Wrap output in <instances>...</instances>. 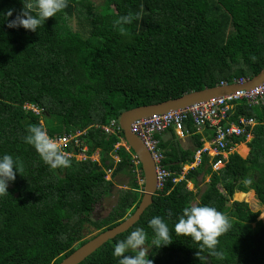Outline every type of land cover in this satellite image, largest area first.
<instances>
[{
	"label": "trees",
	"instance_id": "obj_1",
	"mask_svg": "<svg viewBox=\"0 0 264 264\" xmlns=\"http://www.w3.org/2000/svg\"><path fill=\"white\" fill-rule=\"evenodd\" d=\"M67 3L32 32L8 26L22 12L23 0H0V156L19 157L24 167L10 182L9 194L0 195V264H60L136 211L144 182L139 183L124 146L118 149L120 161L114 160L116 144L125 139L122 129L107 133L103 128L124 111L250 80L264 68V0H109L111 5L102 8L94 0ZM128 13L139 18L131 25L114 24ZM227 105L225 125L239 123L240 117L258 122L245 129L254 136L247 143L249 155L233 151L223 159L203 152L199 165L175 183L183 164L195 161L215 130L198 131L187 121L186 147L173 129L158 135L163 163L172 172L165 187L133 227L79 264H118L112 255L117 241L142 227L150 243L148 221L156 215L168 224L173 242L150 247L154 264H264V210L234 200L237 192H253L264 207V102L234 99ZM41 124L53 138L83 130L63 150H83L88 158L70 157L71 167L51 169L24 140L31 126ZM245 140L246 134L232 136L226 150ZM97 151L99 160L89 158ZM218 160L225 165L214 170ZM108 169L113 177L131 176L128 188L113 191ZM116 192L110 211L93 219L94 205ZM193 204L211 205L229 218L232 228L217 246L223 260L208 256L201 262L198 243L175 233L183 208ZM89 225L99 233L86 238Z\"/></svg>",
	"mask_w": 264,
	"mask_h": 264
},
{
	"label": "clouds",
	"instance_id": "obj_2",
	"mask_svg": "<svg viewBox=\"0 0 264 264\" xmlns=\"http://www.w3.org/2000/svg\"><path fill=\"white\" fill-rule=\"evenodd\" d=\"M23 4H24V8L22 12L16 17L15 20L9 22L8 26L10 28L23 27L24 29L30 30L32 32H37V30H39L41 26H44L48 18L57 17L58 13H62L63 10H65L68 7L67 0H36L35 5L31 2H26V0H23ZM6 15L11 16L12 11L9 10ZM138 18H139L138 15L133 16L131 13H128L127 15L120 16L118 19H116L114 21V24L117 26L131 25ZM253 59H255V57H253ZM261 104L262 103L256 105H261ZM29 108L35 110L36 112H39L38 108H34L32 106H29ZM242 118L245 117H240L239 123ZM249 119H253V123L247 126H251V128L255 127L258 123L257 120L254 118H249ZM117 122L118 125L120 126L119 119L117 120ZM27 132L28 134L24 137L25 142L35 148V150L40 155L43 162L46 165H48L51 169L71 167L72 161L70 157H76L79 160H84L88 158V155L83 150L78 154H68L67 152H65L63 148L67 144L61 141V139L64 136L55 137V138L51 137L42 124L31 126L27 130ZM83 133H84L83 130L81 131L79 130L77 131L76 134H71L68 135L67 137L71 136L72 137L71 141L74 140L77 142V140L80 139L79 136H82ZM245 134H246V140L243 143L247 145V143L251 141L254 136L252 134V131H248V132L245 131V133H243L242 135ZM123 141L124 140L122 139V142ZM229 142L230 139L228 143ZM208 143H210V141H205L203 146H207ZM121 144H122L121 146H124L126 150L130 152L131 157L133 155H137L131 149L130 146L127 149L126 146L128 144L127 142L126 144L125 143H121ZM241 144L242 143L237 144L235 148L231 149L230 151L226 150L228 146L227 145L225 150L221 151V153L218 155H222L223 159H226L228 158L231 152L237 151L236 149L237 146ZM206 152L211 156H218L214 154L213 148L210 151L206 150L205 153ZM98 153L99 152L97 151L96 153L90 155L89 158H93L97 160L96 156L98 155ZM113 155H114L113 156L114 160L116 162H119L116 160L115 152L113 153ZM118 156L121 159L119 153ZM196 162L197 161L195 156V161L192 164L190 163L183 164L182 172L184 168L188 172L190 169L197 167L199 164L197 165ZM224 165H225L224 160H218L213 165V169L214 170L221 169L222 167H224ZM23 172H24V167L19 157L14 158L10 154H4L0 156V195L9 194L8 188L10 182H14L16 180L17 173L23 175ZM181 175L180 177H177V179H179L178 181L182 180L185 176V175L183 176ZM116 178L117 177H113L112 169H108L106 171V179L113 183V187H112L113 189H115L114 182ZM189 184L192 183L190 182ZM122 188L125 189L126 186H123ZM115 191L118 192L120 190L115 189ZM140 191L144 195V188H142ZM158 191L160 190L157 189L156 194ZM262 218H264V216H262ZM148 227L151 229L153 234V238L151 239L150 243L148 239V233L142 227L136 228L135 230L131 231L126 238L117 241L114 250L112 252V255L118 258V264H154V261L149 258L150 247L151 249L153 247L160 248L163 246L170 245L173 242L171 240L169 226L165 222L163 217L159 215L153 216L148 221ZM231 228H232V224L229 218L224 213L219 211L217 208L211 205H196V204L184 207L182 210V214L179 216L178 221L174 225V231L176 234L190 237L194 242L198 243L197 249L199 251L196 252V256L201 262L206 261L208 259V256L216 257L219 260L224 259V252L218 250L217 246L219 245L220 242L219 238L223 234L229 232ZM205 252H207L208 254L207 256L204 255Z\"/></svg>",
	"mask_w": 264,
	"mask_h": 264
},
{
	"label": "built area",
	"instance_id": "obj_3",
	"mask_svg": "<svg viewBox=\"0 0 264 264\" xmlns=\"http://www.w3.org/2000/svg\"><path fill=\"white\" fill-rule=\"evenodd\" d=\"M246 81L247 80L245 79H239L234 84H244ZM226 84L228 83H221V85ZM234 99H246L250 104L254 105L264 102V82L251 89L241 88L232 94L211 99L203 103L193 104L183 109L141 118L132 124V131L143 141L155 161L158 190L161 191L165 187L168 179L172 175V172L163 164L165 155L161 150L162 148H160V139H158V135L173 129L178 137L180 136L184 138L186 137L185 125H187V121L189 120L193 122V125L198 131H203L206 128L214 129L215 137L210 140V143H208L209 146H203L197 151L196 163L198 165L201 162L203 152L206 150L210 151L213 148L214 154H220L221 151L225 150L228 141L232 136L242 135L246 131V126L253 123V119L246 118H242L240 123L232 121H230L228 125L223 123L229 116L227 102ZM103 128L107 133L121 130L117 120H112L109 125H106ZM71 138V136H64L61 141L68 144L71 141ZM121 143L123 142L117 143L114 150L117 161H120L117 152L122 145ZM132 162L136 166L140 165L137 155L132 156ZM186 172L187 170L184 168L181 176L185 175ZM138 180L140 184L144 182V179L141 177H138ZM178 180L179 179L177 178L174 179L175 182Z\"/></svg>",
	"mask_w": 264,
	"mask_h": 264
},
{
	"label": "water",
	"instance_id": "obj_4",
	"mask_svg": "<svg viewBox=\"0 0 264 264\" xmlns=\"http://www.w3.org/2000/svg\"><path fill=\"white\" fill-rule=\"evenodd\" d=\"M261 82H264V68L258 75L244 84L216 85L199 91H191L181 97L169 99L161 103L139 106L124 111L119 117V123L122 131L124 132L126 142L137 154L144 173V195L141 203L136 211L122 223L100 233L95 238L74 251L70 256L66 257L60 264L81 263L103 244L133 227L140 220L146 209L153 204V199L157 191L156 164L149 149L132 131L131 126L135 121L141 118L183 109L193 104L203 103L211 99L226 96L234 93L240 88H253Z\"/></svg>",
	"mask_w": 264,
	"mask_h": 264
},
{
	"label": "rangeland",
	"instance_id": "obj_5",
	"mask_svg": "<svg viewBox=\"0 0 264 264\" xmlns=\"http://www.w3.org/2000/svg\"><path fill=\"white\" fill-rule=\"evenodd\" d=\"M94 2L96 3V7L98 8H102V7H107V6H110L111 4L109 3V0H94ZM262 83V82H261ZM260 83V84H261ZM259 84V85H260ZM188 144L189 141H188ZM246 146V145H245ZM243 147L244 146H240L237 151L243 155L244 157L248 156V154L250 153V149L248 148L247 152L245 153L243 151ZM100 154L99 156L97 155L96 158L97 160L100 159ZM209 178L206 179V182L208 181ZM130 182H131V176H128V175H125V174H120L119 176H117V178L115 179V182H114V187L115 189H118V190H122L123 186H126V188H128V186L130 185ZM245 182V181H244ZM189 188L192 189L193 188V185L192 184H188ZM122 188V189H121ZM125 188V189H126ZM205 188V185L203 186V189ZM116 197H117V192L116 193H110V194H107V195H104L102 197V199H100V201L97 202L96 205H94V212H93V215H92V218L93 219H96V218H100V216H103L104 214H107L108 211L114 206V203L116 202ZM239 197V198H238ZM238 197H237V194L234 196V199H239V200H242L244 199V201H250V204H252L251 206L254 208V209H259V210H264V207L262 205H259L257 203V199H253L254 198V193H249V194H244V193H239L238 194ZM258 204V205H257ZM257 205V206H256ZM262 216H264V214L261 215V218ZM259 218V219H261ZM88 231H87V236L86 238L88 237H91V236H94L96 234L99 233V231H96L94 229L93 226H87L86 228Z\"/></svg>",
	"mask_w": 264,
	"mask_h": 264
},
{
	"label": "crops",
	"instance_id": "obj_6",
	"mask_svg": "<svg viewBox=\"0 0 264 264\" xmlns=\"http://www.w3.org/2000/svg\"><path fill=\"white\" fill-rule=\"evenodd\" d=\"M161 136H162V135H161ZM179 138H181V141H182V144H183L184 147H186L185 144H188V141H189V143H190L189 137H184V138L182 139V137L179 136ZM249 138H250V137H249ZM249 138H248V139H249ZM123 140H124L123 143L126 144V142H125L126 139H123ZM245 145H246L245 143H242L241 145H238L236 149H238L240 146H245ZM126 146H127V148H129V145H128V144H127ZM246 146H247V145H246ZM161 150L165 153V149H164V148L161 149ZM164 155H165V154H164ZM248 155H249V154H248ZM98 156H99V153H98ZM241 156H243V155H241ZM243 157H244V156H243ZM246 157H247V156H246ZM166 165H167V164H166ZM139 166L142 167V165H139ZM139 166H137V169L135 168V170H136V172H137V174H138V177H139V178L141 177V178L144 179V176H143V177L141 176V170L139 169ZM186 166H188V165H186ZM142 171H143V169H142ZM120 174H122V173H120ZM120 174H119V175H120ZM119 175H118V176H119ZM143 175H144V173H143ZM143 188H144V186H143ZM113 191H114V189H113ZM239 193L241 194L242 192H237V193H236V194H237V197H238V194H239ZM249 193H250V192H249ZM249 193H244V194H249ZM251 193H252V192H251ZM236 194H235V195H236ZM235 195H234V196H235ZM238 198H239V197H238ZM254 198H255V197H254ZM234 200H237V201H244V199H242V200L234 199Z\"/></svg>",
	"mask_w": 264,
	"mask_h": 264
},
{
	"label": "flooded vegetation",
	"instance_id": "obj_7",
	"mask_svg": "<svg viewBox=\"0 0 264 264\" xmlns=\"http://www.w3.org/2000/svg\"><path fill=\"white\" fill-rule=\"evenodd\" d=\"M109 211H110V210H109ZM109 211H108V212H109Z\"/></svg>",
	"mask_w": 264,
	"mask_h": 264
}]
</instances>
